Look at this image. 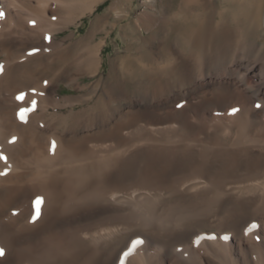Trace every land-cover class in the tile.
<instances>
[{
    "label": "bare ground",
    "instance_id": "1",
    "mask_svg": "<svg viewBox=\"0 0 264 264\" xmlns=\"http://www.w3.org/2000/svg\"><path fill=\"white\" fill-rule=\"evenodd\" d=\"M104 1L0 0V264H264V61L193 59L184 90L138 57L132 90L129 45L102 71L117 5L59 36ZM61 80L92 89L61 98Z\"/></svg>",
    "mask_w": 264,
    "mask_h": 264
},
{
    "label": "rangeland",
    "instance_id": "2",
    "mask_svg": "<svg viewBox=\"0 0 264 264\" xmlns=\"http://www.w3.org/2000/svg\"><path fill=\"white\" fill-rule=\"evenodd\" d=\"M114 5L123 11L125 17L110 34L103 33L98 37V40L107 39L103 52V72L119 66L117 52H124L128 45L133 54L130 57L133 66L138 57L155 66H171L178 59L182 64L180 69L168 66L170 69L167 74L172 76L174 73L172 79L175 88L184 90L190 87V81L198 77L199 68H192L190 65L193 59L204 61L205 65L207 63L205 72L208 73H214L225 66L240 70L241 64L246 62L264 61V0H105L94 14L87 15L82 21L64 29L59 36L68 37L75 31L73 39L90 37L93 19L97 14H103L109 24L114 22L115 18L111 14L108 16L109 9ZM146 12L150 16H146ZM134 23L140 28L141 35H138L133 44H129L132 41L131 29ZM201 27L207 28L203 32L205 36L202 33L193 35L191 30ZM181 73H184L182 79ZM148 77L151 78L149 73L140 75L134 66L128 87L134 90L137 83L141 80L148 81ZM94 79L95 77L86 76V80L90 82ZM90 87L77 90L70 87L67 80H61L57 86V94L61 98L73 96L87 93L92 89ZM252 92L262 96L256 87L252 88ZM206 93L207 91L199 92L194 100L199 101ZM234 97L230 98L231 103L211 104V110L215 114L231 113L234 108L241 106L240 99ZM76 106L83 107L85 104L79 103Z\"/></svg>",
    "mask_w": 264,
    "mask_h": 264
},
{
    "label": "snow or ice",
    "instance_id": "3",
    "mask_svg": "<svg viewBox=\"0 0 264 264\" xmlns=\"http://www.w3.org/2000/svg\"><path fill=\"white\" fill-rule=\"evenodd\" d=\"M3 15V13H0V16H2ZM234 111H236L235 109H234ZM137 243H139V242H137ZM5 255V250L3 249V248H0V256H4Z\"/></svg>",
    "mask_w": 264,
    "mask_h": 264
}]
</instances>
